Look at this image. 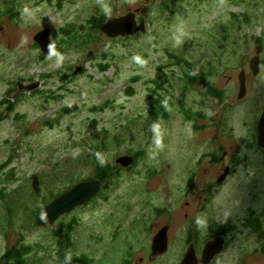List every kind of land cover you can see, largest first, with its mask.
Listing matches in <instances>:
<instances>
[{
	"label": "rangeland",
	"instance_id": "374dc122",
	"mask_svg": "<svg viewBox=\"0 0 264 264\" xmlns=\"http://www.w3.org/2000/svg\"><path fill=\"white\" fill-rule=\"evenodd\" d=\"M138 10L146 33L110 40L102 32L109 18ZM1 14L0 188L7 196L0 199V258L24 244L32 248L28 264H63L53 236L73 223L74 252L93 264H181L189 230L201 258L228 226V245L211 264H264V225L247 222L264 208V148L256 137L264 112V0H0ZM94 18L102 21L95 32ZM46 28L55 47L48 56L33 39ZM63 28L80 41L63 45ZM89 34L93 41L80 45ZM256 56L262 69L254 75ZM105 62L111 68L102 73ZM191 66L225 93L222 103L199 84L187 89ZM242 70L247 95L239 99ZM35 82L37 90L16 97L19 83ZM158 96L172 102L167 119L155 113ZM67 107L75 109L67 115ZM185 111L203 117L188 120ZM103 138L116 179L52 227H38L40 203L93 178L87 156ZM225 151L220 164L235 170L219 184L214 157ZM141 153L132 170L117 164ZM210 184L205 205L199 195ZM156 210L164 213L160 220ZM169 225V251L151 261L149 247Z\"/></svg>",
	"mask_w": 264,
	"mask_h": 264
},
{
	"label": "water",
	"instance_id": "95a60500",
	"mask_svg": "<svg viewBox=\"0 0 264 264\" xmlns=\"http://www.w3.org/2000/svg\"><path fill=\"white\" fill-rule=\"evenodd\" d=\"M136 12L128 13L121 17H112L101 26L102 32L110 39H116L119 37H132L137 33H146V24L141 22L139 25L136 21ZM52 29L46 28L38 32L34 36V42L39 46L42 53L46 56L50 55L54 51V44L52 42ZM92 51L87 55L92 57ZM262 62L259 56L254 57L250 61V68L254 75H257L261 69ZM85 67H80L75 72L78 75L81 71H84ZM239 99L244 98L247 95V73L246 70H242L239 74ZM40 82L33 84L19 83V91L16 97L24 92H33L40 87ZM258 144L264 148V112L258 122ZM221 158L223 160L225 158ZM135 163L134 156H122L117 160V164L123 168H128ZM230 168H227L224 174L219 178L218 183L222 184L230 173ZM103 182L98 179H89L82 181L65 191L58 196L52 202L42 208L36 219V225L38 227H52L62 216L73 212L76 208L83 207L94 199L101 191ZM170 226H165L153 239L149 259L155 261L161 257H164L170 248ZM226 247V238L224 236H218L210 239L206 244L202 252L201 258H199L196 246L194 243L190 244L181 264H211L217 256H219Z\"/></svg>",
	"mask_w": 264,
	"mask_h": 264
},
{
	"label": "trees",
	"instance_id": "16d2710c",
	"mask_svg": "<svg viewBox=\"0 0 264 264\" xmlns=\"http://www.w3.org/2000/svg\"><path fill=\"white\" fill-rule=\"evenodd\" d=\"M10 18H11V16H10ZM101 25H102V21L100 19L94 18L92 20V27H91L93 32H95V30H99ZM61 32H62V35H64L66 37V40H62L61 43L63 45L68 46L69 48L71 46H73L75 43L80 41L78 38V34L75 31H73V29L63 28L61 30ZM93 36H94V34H89L85 41L82 40L80 45L82 43L86 44L88 42L93 41L92 40ZM56 46L59 47V45H56ZM61 51L66 52L64 50H61ZM109 56L110 55L104 56L105 61H108ZM178 60H179L178 64L181 65L182 60L181 59H178ZM100 67H101L100 71L102 73L107 72L111 68V63L105 62L104 66H100ZM136 79L137 78H135L133 81H135ZM184 81L187 84V89L191 86L199 84L203 87V89L205 90V94L207 96L216 99L220 103H222L224 101L225 93L222 90L216 88L213 85V83L211 82V80L209 79L207 73L205 71L199 70L198 67L191 66V71L188 74H185ZM132 92H133V89L131 87L126 92V95L131 96ZM164 102H165V106H162L164 104ZM3 103H9V106L7 108L8 112L14 111V103H15L14 101L11 102L8 100L7 102H3ZM156 103L157 104L154 106L156 115H160V116L167 119L169 117V109L172 107V102L170 100L164 98L163 96L162 97L158 96V98L156 99ZM74 109H75V107H67L63 110V112L68 115V114L72 113L74 111ZM185 114H186V117L188 118V120H192L193 117H196V118L203 117V115H201V114H192L191 111H185ZM196 129H197V127H196ZM106 133H108V132H106ZM108 151H109L108 139L103 138L100 143L95 144L94 146L91 147L90 153L87 156V159H89V162H88L89 165L88 166L91 165L94 168V176L92 179H98V180H101L103 182V187H102L103 189L101 190L99 195H101L103 191H105L109 188L111 182L114 179H116L117 173L119 172V169L117 166H114L110 162L105 160V153H107ZM143 155H144L143 153L135 155L136 162L139 163L140 158ZM214 161L217 162L218 157H214ZM79 162L80 161L78 160L77 163H79ZM4 167H6V166H4ZM89 179L90 178H84L83 181L89 180ZM69 189H70V187L65 191H68ZM61 193H58V195L60 196ZM6 196H7V194H6L5 188L1 187L0 188V199L3 200ZM98 196H96L95 198H97ZM48 202L39 204L38 209L33 214L35 217V220H36L38 214L40 213V211L42 210V208L44 206H46L48 204ZM226 231L228 232V230L222 229L221 231L218 232V234L225 235ZM73 232H74V224L73 223H70L64 229H60V230L54 232L53 237L55 239H57V241H58L59 249H60V257L62 259H64V257H65L63 255V253H64L63 250H65L67 252V249L68 250L72 249L73 252L70 251L67 253L66 264H93L94 260H92L88 256H86V255L77 256V254L74 252V242L72 241ZM192 238H193L192 230H189L188 244L193 243ZM31 251H32V248L29 246H26L24 244H21L19 246H15L14 248L8 250L6 252V254H4L0 258V264H28L26 257L31 253Z\"/></svg>",
	"mask_w": 264,
	"mask_h": 264
},
{
	"label": "flooded vegetation",
	"instance_id": "af4514ba",
	"mask_svg": "<svg viewBox=\"0 0 264 264\" xmlns=\"http://www.w3.org/2000/svg\"><path fill=\"white\" fill-rule=\"evenodd\" d=\"M152 2H156V0H151ZM161 1H163L164 3H167V0H161ZM129 13H131V12H129ZM128 13H126V14H121L120 16H117V17H121V16H125V15H127ZM2 16V14L0 15V17ZM136 21H137V23L140 25L141 24V22H145L144 21V19L141 17V15H140V12L139 13H136ZM146 24V23H145ZM146 29H147V25H146ZM138 34V33H137ZM120 38V37H119ZM122 38V37H121ZM110 40H113V39H110ZM115 40H117V38L115 39ZM110 45V44H109ZM39 48V47H38ZM54 49H55V47H54ZM262 69V68H261ZM247 80H248V76H247ZM256 137L258 138V131L256 130ZM257 142H258V139H257ZM227 154V152L225 151L224 152V154H223V156L224 155H226ZM222 156V157H223ZM135 157V156H134ZM222 157H219L218 158V161L217 162H215L217 165H221V167H220V170L222 171L221 172V174H220V177L224 174V172H225V170L227 169V168H230V173H229V175H228V177L230 176V174L232 173V171H234L235 169H234V167H233V165L232 164H228L229 166H227L226 168H224L223 167V165L222 164H224V159H226V157L223 159V160H221V158ZM211 163H214V161H213V157L211 156ZM222 161V164H220V162ZM138 164V162H136V158H135V163L132 165V166H130L127 170H132V169H134V167H135V165H137ZM227 177V178H228ZM227 178H226V180H227ZM225 180V181H226ZM225 181H224V183H225ZM71 189V188H70ZM213 190H214V186H213V184H210V185H208L206 188H204V190L202 191L203 193L202 194H200L199 195V199L201 200V201H204L205 202V205H208L210 202H209V197H211V195L213 194ZM93 200V199H92ZM85 206V205H84ZM80 208V207H79ZM82 208V207H81ZM78 208H76L75 210H77ZM203 209H205L206 210V206H203ZM158 213V214H157ZM155 214H156V216H157V219L158 220H160L161 219V217L164 215V213L163 212H161V211H158V210H156L155 211ZM200 216V213H198L197 214V217H199ZM261 218H264V208H261L260 207V209L258 210V211H255V212H252L251 214H248V217H247V222H248V224L251 226V228H252V224H251V222H252V220H255V221H257V223L259 224V226H260V228L259 229H262L263 228V225H264V223H263V221H262V219ZM197 221H198V219L196 220V224H197ZM170 226V225H169ZM222 227H224V226H222ZM223 229H225V230H228L229 228H228V226L227 227H224ZM170 230H171V226H170ZM221 231V230H220ZM261 231V230H260ZM169 234H170V232H169ZM218 236H224L225 238H226V247H227V245H228V242H229V238H228V232L226 231V234L225 235H220V234H218L217 236H214V237H212L211 239H213V238H215V237H218ZM225 247V248H226ZM149 249H151L150 247H149ZM68 250V249H67ZM64 251V253H63V255L65 256L64 257V259H65V263H63V264H66V262H67V253H65L66 251L65 250H63ZM149 253H150V250H149ZM149 253H148V256L147 257H149ZM57 254H58V256H59V254H60V249L58 248V250H57ZM144 259L142 258L141 259V261H143ZM126 264H130V262L129 261H126Z\"/></svg>",
	"mask_w": 264,
	"mask_h": 264
}]
</instances>
